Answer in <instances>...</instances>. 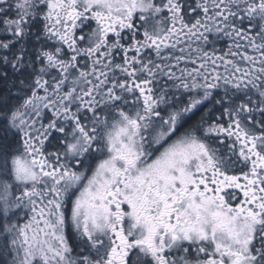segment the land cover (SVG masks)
Here are the masks:
<instances>
[{"label": "snow or ice", "instance_id": "6c2138e0", "mask_svg": "<svg viewBox=\"0 0 264 264\" xmlns=\"http://www.w3.org/2000/svg\"><path fill=\"white\" fill-rule=\"evenodd\" d=\"M0 264H264V0H0Z\"/></svg>", "mask_w": 264, "mask_h": 264}]
</instances>
